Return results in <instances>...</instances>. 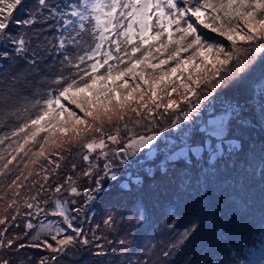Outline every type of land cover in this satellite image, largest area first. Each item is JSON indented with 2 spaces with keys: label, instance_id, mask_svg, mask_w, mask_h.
Masks as SVG:
<instances>
[{
  "label": "snow or ice",
  "instance_id": "6c2138e0",
  "mask_svg": "<svg viewBox=\"0 0 264 264\" xmlns=\"http://www.w3.org/2000/svg\"><path fill=\"white\" fill-rule=\"evenodd\" d=\"M24 6L0 0V264H63L93 246L105 255L111 241L101 223L86 232L85 208L103 193L104 178L117 180L142 149L155 155L170 129L174 139L159 170L167 176L180 164L185 188L190 166L207 164V183L233 157L252 163L243 139L253 120L264 131V0H35L24 17L15 15ZM253 84L258 112L248 102ZM229 87L241 97L216 103ZM74 151L84 153L81 175L91 186H76V164L72 174L57 171ZM145 172L155 179L152 169ZM143 183L136 175L121 187ZM202 204L204 216L184 223L172 213L163 222L172 238L159 256L166 259L206 227L227 250L226 224L206 191ZM137 213L149 222L145 202ZM115 220L107 215L104 229ZM117 243L127 252L125 239ZM29 248L46 254L22 255ZM207 264L229 262L217 255Z\"/></svg>",
  "mask_w": 264,
  "mask_h": 264
},
{
  "label": "rangeland",
  "instance_id": "374dc122",
  "mask_svg": "<svg viewBox=\"0 0 264 264\" xmlns=\"http://www.w3.org/2000/svg\"><path fill=\"white\" fill-rule=\"evenodd\" d=\"M27 12L28 11H23L21 17H24ZM12 28L15 30L17 26L12 25ZM52 35L58 34L48 33V36ZM252 89L251 96L254 97V99H249L248 102L249 105L254 106L255 110L258 112L259 91L255 84L252 85ZM247 96L248 93H244L242 98H247ZM229 97H241V91L231 87L218 91L216 94V103L223 102ZM252 125L253 126L246 132L243 139L244 151H248L251 156L261 150L264 151V131L261 130L255 120L252 121ZM139 131L143 132V129ZM174 132L175 130L170 129L165 135L159 138L157 147L153 148V152L156 153L155 155H149L148 149H142V154L138 153L131 164L120 170V175L117 180L113 181L110 178H104L103 193L98 196L90 209L85 208L87 220L83 223V227L86 232L89 228L95 230L94 224L101 223V232L106 236L107 240L111 241V243L105 245L106 254L98 256L95 255L96 249L94 246L91 249L85 247L76 255L69 254L66 256L63 264H68L66 263V259L71 257H74L76 264H129L132 260L141 259L151 260L152 264H172L174 262H179V254L183 252L187 246L191 248V252L189 258L184 261L186 264H207L210 259L222 254V249L224 247L219 244V241H215L216 237L213 232L206 234L204 232L206 228H204L195 240L173 249L166 259L158 255L159 250L172 238L167 229L163 227V222L168 219V216L175 213L182 222L186 223L189 220L187 217H184L185 212L180 211L179 208L174 207L172 204L175 202L173 201L174 199L177 202H181V199L184 198V185L181 186L178 182H175L176 188L172 190V194H163L159 189L160 186L166 184L165 182L169 178H179V180L182 181V178L185 176V173L180 170L182 167L180 164H177L176 169L170 171L167 176L163 175L159 170V157L165 151V144L169 140L174 139ZM157 148L159 152H157ZM83 154L82 152L74 151L70 156H66L59 161L60 168L57 170L60 176L72 174L71 165L76 164L77 168L74 178L78 177L76 186L80 189L91 186V182L86 181L81 175L87 168V162L83 161L81 158ZM233 158L235 159V157ZM199 164V167L198 164L194 167L190 166V171L187 173L188 177H190L192 186L206 184L204 182L203 170L207 168L208 165L204 162ZM147 169H152L155 179L146 174L145 170ZM136 175L142 176L144 180L142 185L133 184L131 191L121 187L122 183L125 181L132 184V180ZM36 179L39 180L40 178L37 177ZM210 179L211 178H208L207 182H209ZM49 183L51 184L52 181H49ZM120 190H122L123 194ZM189 192L191 193V191ZM133 193L136 194V199L132 196ZM188 195L190 196L191 194ZM71 199H76L78 202L76 206H80L79 202L81 197L73 196ZM142 201L146 203L147 209L150 210V220L148 223L141 222L137 213V206ZM219 204L221 208L225 207L226 209H230L231 207L225 201ZM216 212L221 216L218 210H216ZM113 213L116 216L115 224L111 229H104L102 224L103 219L106 218L107 215ZM84 215L85 213L82 212L81 218H83ZM16 231L19 230L17 229ZM201 235H204V238ZM119 239H125L127 241L125 246L127 252H125V248L117 243ZM197 239H202L203 241L198 244V247H195ZM251 247L252 246H250L249 249ZM197 248L204 250L202 256L199 255ZM113 249L115 251H113ZM245 253L246 250L239 255H244ZM44 254L46 253L43 249L33 248H29L22 253V255L28 257H38ZM262 255H264V242H261L260 245L256 243L255 249L252 251L251 255L240 260L246 261V264L248 261H252L253 264H259ZM208 256L210 257L206 259ZM240 260L236 263L239 264Z\"/></svg>",
  "mask_w": 264,
  "mask_h": 264
},
{
  "label": "trees",
  "instance_id": "16d2710c",
  "mask_svg": "<svg viewBox=\"0 0 264 264\" xmlns=\"http://www.w3.org/2000/svg\"><path fill=\"white\" fill-rule=\"evenodd\" d=\"M23 11H29L34 7L35 0H24ZM23 11H18L15 15L21 17ZM39 27V26H37ZM13 30V28H12ZM16 28L13 31H17ZM20 31H26L25 29H19ZM29 33L31 30H27ZM58 34V33H57ZM48 35V34H47ZM51 37V36H49ZM35 43V41H33ZM3 47L11 50L8 44H4ZM37 51H39L37 49ZM43 55V53H41ZM3 63V62H0ZM247 159L252 163L245 164L244 158L236 160L233 158L232 162H229L227 166L223 164L219 166L215 174H210L208 178H211L209 182L200 186H192L188 184L184 190V198L181 202L175 201L174 207L179 208L180 211L185 212V216L189 220L193 219L197 214L204 216L202 211L204 198V192L208 193V203L215 206L223 218L226 228L225 238L230 240L227 250L222 249V259L229 262V264L236 263L240 259L249 257L252 251L255 249L256 243L261 244L264 242V151H259L252 156L248 151ZM253 157L255 159L253 160ZM200 164H198L199 167ZM247 170V172L245 171ZM184 185L185 181L182 179L169 178L163 186H160V192L163 194H172V190L176 188V183ZM166 189V190H165ZM233 189V190H232ZM191 191V193L189 192ZM122 193V190H120ZM188 194H191L190 196ZM136 199L135 193L133 195ZM131 196V197H132ZM225 201L230 205V209L225 207L221 208L219 203ZM171 204V205H172ZM217 206V207H216ZM206 234L213 232V230L206 227L204 230ZM204 238V235H201ZM202 239H197L195 247L202 242ZM215 241H219L216 237ZM252 246L250 249L249 247ZM212 248V247H211ZM246 248V249H245ZM246 250L244 255H239ZM199 255H203L204 250L197 248ZM191 248H187L179 254V262L172 264H186L189 258ZM201 253V254H200ZM208 256L206 259H208ZM68 264H76L74 257L66 259Z\"/></svg>",
  "mask_w": 264,
  "mask_h": 264
}]
</instances>
